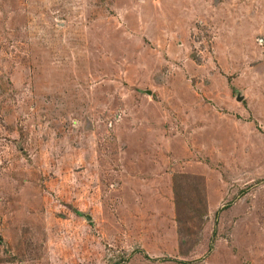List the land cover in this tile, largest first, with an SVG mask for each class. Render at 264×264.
I'll return each mask as SVG.
<instances>
[{
  "label": "rangeland",
  "instance_id": "1",
  "mask_svg": "<svg viewBox=\"0 0 264 264\" xmlns=\"http://www.w3.org/2000/svg\"><path fill=\"white\" fill-rule=\"evenodd\" d=\"M0 264H264V0H0Z\"/></svg>",
  "mask_w": 264,
  "mask_h": 264
}]
</instances>
